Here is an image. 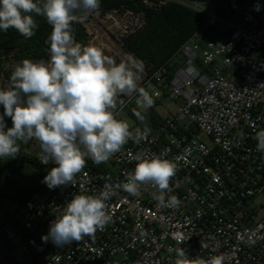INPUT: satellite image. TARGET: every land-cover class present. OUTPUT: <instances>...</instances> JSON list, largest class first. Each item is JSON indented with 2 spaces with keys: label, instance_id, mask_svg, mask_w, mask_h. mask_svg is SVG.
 I'll list each match as a JSON object with an SVG mask.
<instances>
[{
  "label": "built area",
  "instance_id": "2783aa9c",
  "mask_svg": "<svg viewBox=\"0 0 264 264\" xmlns=\"http://www.w3.org/2000/svg\"><path fill=\"white\" fill-rule=\"evenodd\" d=\"M176 2L203 22L175 53L174 71L150 69L139 86L152 94L153 106L168 99L179 107L153 128H130L148 131L107 163L86 158L74 186L49 189L42 181L55 165L46 166L40 188L6 209L9 220L0 221V235L13 240L9 226L21 219L27 250L17 264H174L169 247L183 248L189 258L220 256L222 264H264V153L255 139L264 130V0ZM142 3L151 11L165 4ZM136 99L124 95L116 118ZM137 153H165L177 163L170 187L179 207L158 206L150 186L138 197L118 189L107 202L112 221L94 237L62 248L42 240L75 195L124 182ZM8 258L1 253L0 264Z\"/></svg>",
  "mask_w": 264,
  "mask_h": 264
},
{
  "label": "clouds",
  "instance_id": "9594fccd",
  "mask_svg": "<svg viewBox=\"0 0 264 264\" xmlns=\"http://www.w3.org/2000/svg\"><path fill=\"white\" fill-rule=\"evenodd\" d=\"M99 8L100 0H0V31L14 29L31 38L38 28L33 14L44 17L52 29L46 41L49 58L23 59L11 73L10 87L0 88V159L15 158L21 142L37 141L40 162L55 165L42 181L49 189L74 186L86 158L107 163L129 140L139 143L148 131L133 132L126 121L116 118L120 95H136V104L144 111L154 105L152 94L137 84L141 65L117 63L100 47L75 40L73 24ZM135 114L143 119L141 112ZM255 139L257 151L264 153V130ZM164 156L137 153L135 168L125 173L124 182L105 183L96 195H75L42 240L62 248L85 236L94 237L112 221L107 202L118 189L138 197L142 188L150 186L158 206L179 207L170 187L177 163ZM168 251L176 255L174 264H222L216 255L189 258L181 247Z\"/></svg>",
  "mask_w": 264,
  "mask_h": 264
},
{
  "label": "rangeland",
  "instance_id": "374dc122",
  "mask_svg": "<svg viewBox=\"0 0 264 264\" xmlns=\"http://www.w3.org/2000/svg\"><path fill=\"white\" fill-rule=\"evenodd\" d=\"M164 3H169L177 0H160ZM127 9L95 11L87 16H81L78 22L82 25L86 33V40L89 44L96 42L98 46L106 51V55L114 59L117 63L126 62L132 64L133 62L141 65L140 69L136 71L138 86L144 80L148 70H152L158 60V56L151 55L141 61H136L133 55L128 53L123 44L134 34L145 29V22L140 18L132 16ZM79 15V14H78ZM262 17V16H260ZM48 58H49V45ZM152 54V52H149ZM158 53V49H157ZM154 54H156L154 52ZM47 58V59H48ZM43 59V60H47ZM18 60L10 55L2 58V65L4 68V75H0V88L10 87V76L14 67L18 64ZM121 96V95H120ZM118 96L117 102H121ZM120 98V99H119ZM179 102H173L168 99H162L157 103V106L150 107L147 111L138 108L136 100L130 103L125 109H121L117 118L126 121L130 128L142 127L149 128L152 120H157V123L170 112L176 111L179 107ZM2 108V106H0ZM141 112L143 119L136 116V112ZM182 121L186 122V118L182 117ZM11 120V119H10ZM203 140L206 138L200 136ZM40 154L39 143L35 140L20 143V153L15 158L0 159V168H3L5 173L9 175L10 187L5 178V175H0V204L4 205L6 199L13 202L14 190L31 192V187L40 188V184L36 180L39 177V169L35 166L34 158ZM13 187V188H11ZM10 205V204H9ZM13 207V205L11 206ZM0 219L8 221V216L4 214L0 206ZM16 234L13 240L7 239L0 235V252H4L11 258L12 264H17L22 261L24 253H26V246L22 242V234L25 231L21 219L17 217L9 226Z\"/></svg>",
  "mask_w": 264,
  "mask_h": 264
},
{
  "label": "trees",
  "instance_id": "16d2710c",
  "mask_svg": "<svg viewBox=\"0 0 264 264\" xmlns=\"http://www.w3.org/2000/svg\"><path fill=\"white\" fill-rule=\"evenodd\" d=\"M201 3H221L227 0H189ZM127 9L141 15L146 26L134 34L132 38L126 40L123 44L124 49L133 55L136 61L150 58L151 55L158 56L155 62L156 66L152 69H158L165 65L167 71L172 73L177 66V61L173 59L180 46L190 38L201 26L203 17L193 9L182 3L172 1L161 5L158 11H151L145 8L142 0H100L98 11ZM38 24L35 35L31 38H24L14 29L7 32L0 31V75H4L2 58L13 55L18 62L23 59L41 60L48 58L47 39L51 33V26L42 16L33 14ZM74 37L76 42L82 45H90L86 40V33L82 25L77 21L73 24ZM158 49V53H157ZM149 52H152L149 53ZM154 52L156 54H154ZM121 95L120 98H123ZM119 98V99H120ZM3 107L0 108V113ZM7 126L11 127L10 118H5ZM35 166L39 169V177L36 180L41 184L44 176L45 167L49 164L40 162L39 157H35ZM5 178L10 187L9 175L0 168V175ZM13 188V187H11ZM31 196L25 191H14L13 199L17 202H23Z\"/></svg>",
  "mask_w": 264,
  "mask_h": 264
},
{
  "label": "crops",
  "instance_id": "0c3cea01",
  "mask_svg": "<svg viewBox=\"0 0 264 264\" xmlns=\"http://www.w3.org/2000/svg\"><path fill=\"white\" fill-rule=\"evenodd\" d=\"M155 106H157V104L155 105ZM154 107V106H153ZM157 124V120H152L151 121V125H150V127L149 128H153L155 125ZM36 157H38V155L36 156ZM37 183V182H36ZM39 188H36V187H34V188H32L31 187V195L34 193V192H36L37 190H38ZM14 191L16 190V189H13ZM29 193V192H28ZM12 200H14V199H12ZM13 202H17V201H13ZM14 203V204H15ZM10 204V205H9ZM13 204H12V201H8V199H6L5 200V202H4V205H2V204H0V206H1V208L3 209V211H4V213H5V210L6 209H8V208H10V206H12ZM0 221H2L1 219H0ZM25 241V237H24V232H23V234H22V242H24ZM2 253H4V252H2ZM0 254H1V252H0ZM6 254V253H5ZM9 256V255H8ZM11 259L12 260H14L13 258H11L10 256H9V258H8V261H7V264H12L11 263Z\"/></svg>",
  "mask_w": 264,
  "mask_h": 264
},
{
  "label": "water",
  "instance_id": "95a60500",
  "mask_svg": "<svg viewBox=\"0 0 264 264\" xmlns=\"http://www.w3.org/2000/svg\"><path fill=\"white\" fill-rule=\"evenodd\" d=\"M92 45H96V46H98V44H97L96 42L92 43ZM98 47H99V46H98ZM103 51L106 53L105 50H103Z\"/></svg>",
  "mask_w": 264,
  "mask_h": 264
}]
</instances>
